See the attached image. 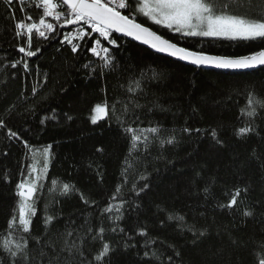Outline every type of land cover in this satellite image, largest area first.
I'll list each match as a JSON object with an SVG mask.
<instances>
[{
    "label": "trees",
    "instance_id": "16d2710c",
    "mask_svg": "<svg viewBox=\"0 0 264 264\" xmlns=\"http://www.w3.org/2000/svg\"><path fill=\"white\" fill-rule=\"evenodd\" d=\"M35 4L36 0H25L22 13L20 5L14 2L13 18L0 3V118L34 149L52 146L47 171H43L33 197L36 215L32 218L31 233L17 230L10 238L26 236L29 248L36 250L38 258L39 249L32 236L44 237L42 244L51 239L59 252L66 226L79 227L88 213L93 228L99 225L98 209L107 205L126 175L127 183L121 187L126 201L124 219L119 224L134 237L130 243L135 247L123 249V234L118 236L108 231L112 223L107 215L112 214H106L103 240L98 237L91 243L85 241L89 259L107 241L115 248L110 253V264H171L169 256L176 264H259L264 258L261 247L264 244V108L258 110L255 118L242 115L241 109L247 107L249 92L264 99V66L249 72L197 68L122 37L117 41L118 48L102 40L114 56L115 70L101 72L99 65L103 61L87 50L91 41L87 37L85 41L74 40L81 48L73 54L70 46L59 41L65 31L75 26L60 28L49 17L46 22L56 25V31L49 33L47 40L33 32L32 49L40 48V52L26 58L29 71H24L21 64L12 68L11 63L23 56L17 52V45L24 44L23 37H15V22L29 14L33 20L25 19V23L38 22L43 10ZM59 10L66 11L63 5ZM233 10L250 17L264 14V0H239ZM141 19L138 17L137 21ZM146 24L166 38L173 37L174 42L178 37L180 46L210 55L239 57L264 46L260 40L179 37L151 21ZM89 61L96 66L95 72L83 67ZM133 79L142 81L144 94L127 92ZM129 98L138 100L143 107L130 110L122 126L115 119L121 105H115V114L111 106L116 100ZM105 99L110 106L109 117L92 124L89 117L93 106ZM12 105L15 107L8 113ZM53 113L57 119L41 123L43 117H51ZM64 113L73 119L67 120ZM128 125L133 128L158 125L165 130L161 135L174 134L177 142L161 147L158 141H153L147 151L141 146L140 151L129 155L130 134L123 130ZM246 126L254 130L238 136L237 130ZM186 127L200 128L202 132L193 131L189 135L182 131ZM212 129H216L222 145L213 140ZM98 148L102 151L98 152ZM31 156L32 152L22 143L9 141L6 130L0 129V243L9 238L8 224L14 210L18 216L17 184L28 176ZM126 160L131 165L127 173L124 172ZM141 174L148 177L147 181L139 179ZM52 180L74 184L90 200L97 201L96 207L84 205L76 192L59 195V183L56 192L50 193ZM133 183L137 188L143 183L149 187L137 197L131 191ZM208 184H212V189L205 198L202 189ZM245 186L249 191L238 198L234 208L218 207L219 203H227L225 193ZM119 202L120 197L112 201ZM45 211L56 217L48 226L47 235ZM245 211L253 215L245 216ZM176 213L185 217L183 229L177 221L167 220L168 214ZM138 226H146L149 237L156 239V244L148 250H156L160 260L143 256L145 237L136 234ZM189 226L196 230L195 236L187 230ZM201 231L205 232L204 236L199 235ZM45 251L48 255L39 258L40 264H48L49 257H53V264H63L66 253L56 261L51 248ZM175 251L180 253L178 257ZM0 257L4 258V264H9L5 252L0 251ZM16 264L23 262L18 259Z\"/></svg>",
    "mask_w": 264,
    "mask_h": 264
},
{
    "label": "snow or ice",
    "instance_id": "6c2138e0",
    "mask_svg": "<svg viewBox=\"0 0 264 264\" xmlns=\"http://www.w3.org/2000/svg\"><path fill=\"white\" fill-rule=\"evenodd\" d=\"M20 5V10L24 12L25 0H0L7 9L8 13L14 18L15 9L12 7L13 3ZM239 3V0H36L35 6L42 8V16L38 19V22L25 23L26 20H33V17L29 14L26 17H22L21 20L15 22V37L17 39L24 38V44L17 45V52L22 53L23 56L11 63L12 68H16L18 64H21L24 71H29V64L26 58L35 57L40 52V48L32 49L33 44V32L38 35L39 38L45 40L48 39V34L56 31V25L52 22H46V18L55 20L60 28H68L69 26H75L74 28L65 31L63 38L59 41L61 45L67 44L70 46V50L73 54L80 51L81 45L74 43V40L91 41V46L88 47V51L99 60L103 61L99 65L101 72L104 69L115 70L113 65L114 56L111 55L110 48L103 45L102 40L106 41L108 45L113 48H118L120 45L117 43L122 37H130L135 41H139L144 45H148L150 48L158 53L165 54L171 58L179 61H184L196 66L214 67L223 70H243L252 69L259 66H264V46H260L257 50L250 52L246 55L239 57H229L222 55H210L203 51L193 50L187 46H180L179 38L177 42H173V37L165 38L164 35L159 34L158 31H153L150 26H145L148 21L151 24L160 26L162 29H166L170 34H179V37H204L212 39H225L230 41H253L260 40L264 45V14H258L249 16L247 13L238 14L233 10V7ZM63 5L66 11H61L60 6ZM123 10V12L121 11ZM140 17L141 22H137V18ZM94 34H98L94 36ZM119 34V35H114ZM58 35H60L58 33ZM59 51V49H57ZM84 68L90 69L95 72L96 66L92 61L83 65ZM39 66L37 65V70ZM46 75V74H45ZM46 82V80H45ZM33 95L36 94V88L33 87ZM127 92L135 94L137 92L144 94V88L140 79H133L127 88ZM116 104H120L119 115L115 116V119L123 126L126 121V117L130 110L141 108L138 100L129 98L128 100H116L111 106V111L115 114L117 109ZM12 105L7 112L10 113ZM264 108V99L256 96L253 92H249L247 96V107L241 109V114L246 115L249 118H255L258 115V110ZM110 106L107 99L103 103H97L91 110L89 117L92 124H97L100 120L107 119L109 117ZM67 120L71 121L73 117L64 113ZM47 119H57L55 114L51 117L45 116L41 119L43 124ZM138 120L139 117L137 116ZM135 123V121H133ZM0 129L6 130V135L9 141H18L28 149L29 152H33L34 147L29 145L27 140H24L17 131H13L8 128L5 120L0 118ZM123 130L130 134V147L129 155L133 152L141 150V146L144 151H147L149 145L153 141H158L160 146L165 144L173 145L176 141L174 134L161 135L163 130L160 126L147 127V128H133L130 125L125 126ZM254 129L251 126L239 128L237 135H245L252 132ZM189 135L193 131L200 133V128H184L182 130ZM151 136V139H150ZM211 136L217 144L222 145L223 141L218 138L216 129L211 130ZM51 145L43 147V155L45 162L43 165V171L46 173L48 168V158L51 155ZM98 152L102 149L98 148ZM7 155V153H5ZM255 155V151L253 152ZM29 179L21 180L17 184V196L20 198L17 208L12 217L9 219L8 230L9 238H5L0 243V251L7 254L9 264H16L17 260H21L23 264H40V259L48 255L45 248H51L55 253L54 259L60 261L61 255L63 256V264H110V253L115 251L110 245V242L104 241L102 248L89 259L85 253V241L89 243L95 241L98 237L103 240L105 234V227L103 226V218L106 214L107 219L112 223V227L108 231L120 236L123 234L124 238L123 249L127 250L130 247H135L134 243L130 241L134 240V237L125 232V228L121 227L119 221L124 219V204L126 201L122 198L121 187L127 183V176L125 175L121 185H118L115 192L110 197L107 205L100 207L99 211V225L94 229L93 225L89 222L88 217L91 213H88L84 217V223L76 228H68L61 234L63 237V244L56 251V245L51 239L41 241L44 237L32 236L37 248L39 249V258L35 254V249L29 248V240L26 236L20 235L18 239H12V233L14 231H20L22 233H31L32 230V218L36 215L35 200L33 199L37 185L41 181V175L38 172L35 164L29 166ZM131 167L129 162L125 161L124 172L127 173L128 168ZM199 176V173H197ZM46 178V177H45ZM141 181H147L148 177L141 174L139 176ZM60 184L59 195L67 196L72 192L79 194L81 202L91 208H95L97 201L90 200L83 192H81L74 184L67 182L60 183L57 180H52L49 188L50 193L56 192L57 184ZM195 183V181L193 182ZM214 184L215 181L213 180ZM149 185L147 183L141 184L138 188L135 183L131 187V191L135 196L139 197L141 193L146 192ZM212 184L206 185L202 191L205 194V198L211 193ZM249 189L247 186L241 188L236 187L231 192L225 193L228 196L227 203H219L218 207L221 209H232L237 205L238 198L241 195H247ZM120 197L118 204L112 203ZM138 208L140 205L135 201L132 202ZM115 213V214H113ZM245 216H252L253 212L245 211ZM56 217L47 214L43 217L45 225V235H47L48 226L53 222ZM168 221H177L179 227L184 228L185 217L176 214H168ZM74 224V221H70ZM163 225V221L161 222ZM188 231H191L193 235H196L194 227L189 226ZM95 231V235L93 232ZM75 233V236H74ZM136 234L145 237L142 246L145 248L143 256L149 259L160 260L156 250L151 252L148 250L152 245L156 244V239L149 237L146 226H138ZM200 236H204L205 232L201 231ZM126 237V238H125ZM163 242L161 241V244ZM235 243V241H233ZM170 248H174L173 245H169ZM264 247V244L261 245ZM175 256H179L178 251L174 252ZM105 258H108L105 261ZM171 264H176L172 256L168 257ZM0 264H4V258L0 257ZM48 264H53V257H49ZM259 264H264V258L259 260Z\"/></svg>",
    "mask_w": 264,
    "mask_h": 264
},
{
    "label": "rangeland",
    "instance_id": "374dc122",
    "mask_svg": "<svg viewBox=\"0 0 264 264\" xmlns=\"http://www.w3.org/2000/svg\"><path fill=\"white\" fill-rule=\"evenodd\" d=\"M148 26V25H146ZM31 159H32V164L34 163L35 166L37 167L38 169V172L39 174L43 175V165H44V162H45V158H44V155H43V148H37V149H34L33 152H32V156H31ZM48 161H49V158H48ZM47 161V163H48ZM29 179V176H27L24 180H27Z\"/></svg>",
    "mask_w": 264,
    "mask_h": 264
},
{
    "label": "water",
    "instance_id": "95a60500",
    "mask_svg": "<svg viewBox=\"0 0 264 264\" xmlns=\"http://www.w3.org/2000/svg\"><path fill=\"white\" fill-rule=\"evenodd\" d=\"M137 22H139V21H137ZM146 26V25H145ZM152 29V28H151ZM153 30V29H152ZM153 31H155V30H153ZM119 35V34H118ZM125 38H127V39H129V40H132V41H134V42H136V43H138V44H140V45H143V46H145V47H147V48H149V49H151L152 51H154V52H156L155 50H153L152 48H150L148 45H144L143 43H141V42H139V41H135V40H133L132 38H130V37H125ZM166 38V37H165ZM174 42V41H173ZM156 53H158V52H156ZM158 54H160V55H164V56H167V55H165V54H161V53H158ZM169 57V56H168ZM171 58V57H170ZM174 59V58H173ZM175 60H177V59H175ZM179 61V60H178ZM180 62H183V63H185V64H188V65H191V66H194V67H197V68H204V69H210V70H221V71H230V72H249V71H252V70H254V69H257V68H259V67H262V66H259V67H256V68H252V69H243V70H223V69H217V68H214V67H206V66H196V65H192V64H190V63H187V62H184V61H180Z\"/></svg>",
    "mask_w": 264,
    "mask_h": 264
},
{
    "label": "flooded vegetation",
    "instance_id": "af4514ba",
    "mask_svg": "<svg viewBox=\"0 0 264 264\" xmlns=\"http://www.w3.org/2000/svg\"><path fill=\"white\" fill-rule=\"evenodd\" d=\"M145 25H147V24H145ZM149 26V25H148Z\"/></svg>",
    "mask_w": 264,
    "mask_h": 264
},
{
    "label": "built area",
    "instance_id": "2783aa9c",
    "mask_svg": "<svg viewBox=\"0 0 264 264\" xmlns=\"http://www.w3.org/2000/svg\"><path fill=\"white\" fill-rule=\"evenodd\" d=\"M122 11V10H121Z\"/></svg>",
    "mask_w": 264,
    "mask_h": 264
}]
</instances>
